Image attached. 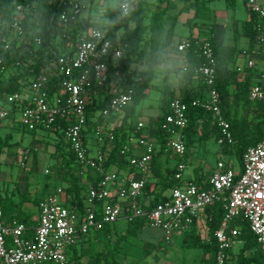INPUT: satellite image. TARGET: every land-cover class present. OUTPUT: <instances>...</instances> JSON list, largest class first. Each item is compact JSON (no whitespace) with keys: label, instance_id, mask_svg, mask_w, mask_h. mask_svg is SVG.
Wrapping results in <instances>:
<instances>
[{"label":"built area","instance_id":"obj_1","mask_svg":"<svg viewBox=\"0 0 264 264\" xmlns=\"http://www.w3.org/2000/svg\"><path fill=\"white\" fill-rule=\"evenodd\" d=\"M56 1L19 0L9 20L0 15V46L4 52L13 51L16 55L10 68L0 58V77L18 67L31 71L23 82L24 89L7 95L0 103V130L7 121L17 120L28 131L61 130L76 157L78 174L86 178L88 172H92V178L84 180L87 190L81 206L72 205L73 196L66 195L63 188L57 191L63 198L55 195L43 199L38 224L30 229L20 220L7 219L0 203V264H84L74 259L72 248L121 220L128 224L144 220L148 226L161 230L169 243L191 231L200 218H208L207 211L218 203L222 204L224 218L215 231L217 264H226L227 252L240 243L242 231L234 224L239 218L249 222L264 254V126L261 140L246 149L239 166L234 156L235 138L223 115L221 94L217 89L218 65L212 44L206 39L194 43L203 60L196 73L208 90L204 99L193 102V107L213 114L220 129L217 143L228 147L229 154L220 156L214 172L201 183L183 180L186 164L181 161L176 178L182 183L171 189L166 199L151 206L143 197L158 147L145 136V122H138V134L121 150L120 157L127 159L129 171L108 165L114 140L110 132L124 121L134 101V87L119 93L114 89L115 95L108 107L97 111L93 118L97 121L101 118L103 122L92 130L88 124V100L92 94L100 95L108 81V60L121 61L127 44L120 36L114 39L103 21L84 29L80 26L87 10L84 0H60V22L53 31L57 43L54 61L37 70L44 42L35 23L42 20L44 3L53 6ZM244 1L249 12L258 17L257 45L254 54L242 56L246 64L237 65V69L241 73H255L249 100L252 108L262 107L264 111V3ZM194 44L190 40L183 41L178 50L186 52ZM169 110L165 127L171 136L165 152L183 159L187 152L184 130L189 125L188 105L176 97ZM92 137L96 142L94 152L89 144ZM32 155L31 150L24 153L22 166H28ZM46 174L51 172L46 170Z\"/></svg>","mask_w":264,"mask_h":264},{"label":"trees","instance_id":"obj_2","mask_svg":"<svg viewBox=\"0 0 264 264\" xmlns=\"http://www.w3.org/2000/svg\"><path fill=\"white\" fill-rule=\"evenodd\" d=\"M19 0H0V15L6 19H10L15 3ZM60 0L56 1V5L48 6L44 3L45 12L42 20L35 23L43 37V57L37 61V70L44 66H50L54 61L53 51H56L57 43L56 36L53 31L59 26V8ZM135 6V11L130 19L134 18L136 27L132 31L125 32L121 39L127 44L125 50V56L121 61L108 60L109 73L108 81L106 85L101 89L99 96L92 94L88 100V124L90 129L102 123V119L97 121L93 118L97 111L103 110L108 107L111 98L115 95L114 89L117 92H123L130 87H134V101L127 109V113L124 121L118 127L111 130V134L114 136L113 146L110 152L108 161L109 166H114L121 171L128 170V161L124 157H120L121 150L129 142V140L135 137L138 120L135 117L136 108L140 102L148 96V91L153 86V81L156 78V73L153 71L154 65L158 62L157 53L164 51L167 53V49L170 47L169 36L167 41L161 44V28L159 20L163 15V12H159L154 15L152 22L150 23V38L144 36L143 27V7L144 3H139ZM198 14V13H197ZM250 20L244 23V31L249 38V46L246 49H238L237 47L230 46H218L214 35L209 36L208 40L214 49L215 56L218 65L217 76V89L221 94V107L223 115L231 125V130L235 138L234 156L239 164L242 165V157L246 149L250 146L256 145L262 138L263 126H264V111L262 107L254 109L251 106L249 100L250 87L254 81L255 73L247 71L241 73L237 69V60L244 54H254L257 45V24L258 17L255 14L250 13ZM109 18L114 17V13H108ZM126 20V19H125ZM121 20L114 26H110L111 35L114 39L118 37V25L125 21ZM235 31L237 28L235 26ZM214 33V31H213ZM195 43V40H190ZM138 57L147 63V69H132V61ZM186 67L180 69L178 76L180 82L177 88H173L170 85L164 86L162 94L161 112L155 119V143L158 147L157 152L153 156L152 166L157 162V159L162 154H165V146L169 139L170 130L165 127L166 117L169 114V107L171 101L179 97L185 104L188 105V117L189 125L184 130V138L187 146L186 155L190 152L192 147H195L198 142L207 141L209 139L217 138L220 136V129L217 127L214 116L210 112H207L203 108L193 107V102L197 99H204L207 94L208 87L204 80H202L196 73V68L202 63V58L198 53V48L194 44L192 48L186 51ZM0 58L5 61L7 68H10V64L16 59L15 53H6L0 46ZM121 66V67H120ZM31 75V71L25 67H18V69H10V72L5 77H0V103L6 98L7 95L13 92H20L24 89L23 82ZM57 89V87H55ZM247 113L242 116L237 115V110L244 106ZM16 111V108H15ZM2 130V129H1ZM0 130V131H1ZM35 132V131H32ZM56 140V151L54 157L57 159V165L55 167V174L58 180L66 184L65 191L73 196L72 205L83 204V199L86 194V186L84 180L92 178V172H88L86 178L81 177L77 172V160L75 155L70 151L69 145L65 142L63 132L59 129L53 132ZM11 135L1 137L0 135V156L4 149L9 146ZM224 152L228 154V147H224ZM35 155L37 151L33 150ZM172 153V152H171ZM185 155V156H186ZM176 169L163 176L161 173H157L159 181L155 183L154 189L151 190L152 183L147 184L145 193L149 194L151 200L149 203L151 206H155L157 203L166 199L165 192L173 189L175 186L180 185L182 182L175 176ZM50 175V174H49ZM201 183L202 180L196 181ZM151 190V191H150ZM0 203L4 210L5 217L8 215L6 206L3 204V197L0 191ZM37 204V199L35 200ZM207 228L209 239L208 241H201L197 232L196 224L192 230L186 233L182 238L183 243L187 248L201 247L206 251L212 253V257L205 260L204 264H217V251L218 245L216 241L215 231L220 227L224 218V209L221 203L216 204L215 207L207 211ZM13 220V219H10ZM25 223L29 229L37 226V220L34 221L30 218L19 219ZM235 226H238L242 235L239 237V248L237 251L229 250L227 252L226 264H264V254L258 243L256 235L251 230L249 222L245 218H239L235 221ZM148 226L144 220H137L128 224L126 234L132 236H138L139 233ZM113 226H106L101 232L96 234L95 238L99 239L100 236H105L111 240L113 238ZM32 235V230L30 231ZM121 237L119 239H123ZM90 245V239L80 244L81 252L75 247L73 249V257L79 261L82 260L85 253V247ZM109 252L106 254L101 252L95 259V262H88L87 264H110Z\"/></svg>","mask_w":264,"mask_h":264},{"label":"rangeland","instance_id":"obj_3","mask_svg":"<svg viewBox=\"0 0 264 264\" xmlns=\"http://www.w3.org/2000/svg\"><path fill=\"white\" fill-rule=\"evenodd\" d=\"M139 1V3H144V36L149 39L150 23L154 15L160 12L157 9V5H160L161 0ZM172 1H174L176 8L169 9L161 20L162 40L164 42L167 36L171 35V45L167 49V55L169 59L179 62V64L166 74L168 77L164 75L163 81H157L155 78L152 88L148 91V96L137 106L135 117L137 120L141 119L146 123H150L153 116L158 117L161 112V97L166 79H169L173 74L178 76L179 70L185 69L180 66L185 61V52L178 50L179 43L194 34L198 35V30H205V27L208 29V26L216 23L220 25V29H218L220 40L228 42L232 39L234 33L233 20L231 19L233 12L227 6L226 0H198L201 12L196 18H194L195 9L186 7L185 0ZM259 1L264 3V0ZM84 3L87 6L86 16L91 14L90 16L95 18L98 0H84ZM246 7L241 1L238 2V16L243 19L247 18L248 7ZM184 8L186 9L183 10ZM130 23L134 30L136 27L134 18ZM195 24L197 27L194 26ZM129 29L127 26L121 28L124 32H128ZM59 38L60 36H58ZM58 50L61 52L60 46H58ZM242 63L245 65L246 60H243ZM131 68L147 69V63L141 57H138L132 61ZM244 113H247L245 105L237 110L238 116H242ZM5 125H7V128L4 126L0 131V135L2 138L6 135H11V139L9 146L4 149L0 156V191L3 197V204L6 209L9 207L11 210V207H14V203L18 205L23 197L31 200L41 197L44 193V184L51 182V188H55L57 185H63V183L60 184L61 182H59L60 180L55 174L57 159L54 157L56 151L54 134L47 131H28L21 125L19 120L12 122V124L11 121H7ZM195 147L191 148L189 159L186 160L188 166L186 176L192 175L193 167L191 164L195 159L200 162L198 164L194 162L193 166L199 165L201 172L213 173L217 167V151L219 147L214 141L208 142L204 147L206 151L203 148L194 150ZM25 149L35 150L37 153L34 158L33 156L30 157L27 167H22V150ZM95 150L96 148H94ZM46 170H49L51 174L47 175ZM23 204H25L24 210L29 209L31 211L29 214L32 216L34 213L32 210L36 208L34 202L25 201ZM17 214L16 212L15 218L24 219ZM34 214H37V212ZM127 228L128 222L124 220L114 224L113 238L111 240L103 235L96 239V234H91L90 245L88 248L87 246L84 248L85 253L82 258L84 264L95 262L96 257L101 252L105 254L109 252L110 264H204L205 260L212 257L211 252L204 250L200 246L187 248L181 237L174 238L172 242L167 243L164 240L163 232L159 229L146 226L139 236H132L126 234ZM198 231L199 239L208 241L209 234L206 226L203 225ZM121 237L124 238L119 239ZM75 248L81 252L80 245H76ZM238 248L239 245L236 244L234 250L237 251ZM68 256L72 258L71 252L68 253Z\"/></svg>","mask_w":264,"mask_h":264},{"label":"crops","instance_id":"obj_4","mask_svg":"<svg viewBox=\"0 0 264 264\" xmlns=\"http://www.w3.org/2000/svg\"><path fill=\"white\" fill-rule=\"evenodd\" d=\"M239 1H241L244 4V6L246 7V4H245L244 0H226L227 6L233 12L231 19L233 20V31H234L232 39H230L228 42H226V40H220L219 39V37H218V29H220V25H218L217 23L215 25L208 26L209 27L208 29H206V27H205V30H198V35L194 34L193 36H190L189 38H186L183 41H186V40H200L201 41V40L207 39L211 35H214L215 39H216V43L220 47L221 46H230V47H234L235 46L238 49H246L249 46L250 42H249V38L247 37L243 27H244V23L250 20V15L251 14H250V12L247 9L248 14H247V18L246 19H243V18L238 16V8H237V6H238V2ZM173 2L174 1H172V0H161L160 1V5H157V9H159L160 12H163V15L161 16V18L159 20L160 28H161V20L164 17V15L167 13V11L169 9H171V8H176L175 3H173ZM185 6L195 9L194 18L199 16V13L201 12V10H200V7L198 5V0H185ZM185 9L186 8H184L183 10H185ZM90 15L91 14H89L88 16L85 15L84 20L80 24V26L83 29L86 28V26L89 27V26H93V25L101 23V22L97 23L96 19L92 18ZM130 22H132V19H128V20H125V21L119 23L118 32H117L118 36L121 37L125 33L124 30H121V28L123 26L124 27H126V26L129 27L130 29L128 31H132L133 30L132 25H131ZM194 26L197 27L196 24ZM235 26L237 28V31L234 30ZM213 31H214V33H213ZM168 36H169V43L171 44V35L169 34ZM166 41H167V38H166V40L164 42L162 40V29H161V44L165 43ZM182 42H180L179 45ZM185 54H186V52H185ZM243 60L245 61V59L241 56L237 60V65H243V63H242ZM182 67H186V57H185L184 63H182ZM165 76H167V75L165 74ZM165 85H170L173 88H177V86H178V84L173 85V84L169 83V79H166V81L164 83V86ZM156 118H157V116L156 117L153 116V119H152V121L150 123H146L145 121H143L141 119H138V122L139 121H143V122H145L147 124V127H146V129L144 131V134H145L146 137H148L153 142H155V133H154L155 127H154V124H155V119ZM11 124H12V122H11ZM4 126H5V128H7V125H4ZM4 126H3V128H4ZM8 128H11V127H8ZM89 141H90L89 142L90 147H91L92 151L94 152V148H96V145H95L96 142H95L94 137L90 138ZM209 141H214L215 144L219 147V150L217 151V162H218L220 156L223 155V154H226V153L224 152L223 147L218 145V143H217L215 138H212V139H209V140L203 141V142H198L196 144V147L194 148V150H201L203 148V150L206 151L204 147L208 144ZM27 150H31V152L33 153L32 156L34 158L35 157V153H34V151L32 149L22 150V156L24 155V153ZM190 153H191V150L183 159H181L179 156H177V155H175L174 153H171V152H166L165 154H162L161 156H159L158 159H157V162L151 167V171H150L149 175H147L148 184L152 183L151 190L154 189L155 183L159 181V178L156 176L157 173H161L163 176H166L167 173H169L172 170L176 169V174H175V176H176L177 173H178L177 165L181 161L186 164V169L182 172L183 180H185V181H198L200 179L202 181L205 180L211 174V172L210 173L209 172L208 173H204V172H201V170H200L201 167H199V165L198 166H193L194 162L196 164H198L200 162V161H197L196 159L191 164L192 167H193L192 175L189 176V177L186 176V170L188 169L186 160L189 159L188 157H189ZM228 154H229V151H228ZM22 167H27V166H22ZM59 182H61L60 184L63 183L62 181H59ZM63 185H65V186H63ZM63 185H61V186L57 185L55 188H51V182L47 183V184H44V193H43V195L41 197L39 196V197L36 198L37 199V204L35 203L36 199L35 200H31V199H26V198L23 197V198H21V202H19L18 205L14 203V207L15 208L11 207V210H10V208L8 207L6 209L8 211V215L6 216V218L7 219H17V220H19L18 218H15L16 212L18 213L17 215L19 217L30 218V214L29 213L31 211L29 209L28 210H24L25 204H23V203L25 201H33L36 208L34 210H32V211H34V213L37 212V214L33 213V215L31 216V219L34 220V221L37 220V224H38V219H39V214H40V203L43 201V199H45V198H53L55 195H57L58 197L61 196V198H63L64 196L62 194L60 195V194L57 193L58 189H60V188L65 189L66 188V184L63 183ZM170 191L171 190L165 192L164 195L165 196L169 195ZM66 195H71V194L66 192ZM143 198L146 201H150L151 200L150 195L146 194V193H145ZM10 213H12V215H10ZM203 225H205L206 228H207V217L206 216L200 218L197 221V223H196V228H197L198 234H199L198 230L201 229V227ZM207 230H208V228H207Z\"/></svg>","mask_w":264,"mask_h":264},{"label":"clouds","instance_id":"obj_5","mask_svg":"<svg viewBox=\"0 0 264 264\" xmlns=\"http://www.w3.org/2000/svg\"><path fill=\"white\" fill-rule=\"evenodd\" d=\"M137 4L138 0H98L95 13L96 22L103 21L105 27L114 26L119 21L132 17ZM108 13H114L115 16L109 18ZM157 60L158 62L153 67L157 81H163L164 75L179 64V62L169 59L164 51L157 53ZM180 66L182 67V64ZM179 82V76L173 74L169 77V83L176 85Z\"/></svg>","mask_w":264,"mask_h":264}]
</instances>
